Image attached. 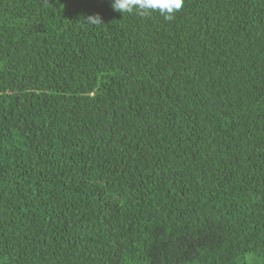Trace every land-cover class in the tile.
<instances>
[{"label":"trees","instance_id":"1","mask_svg":"<svg viewBox=\"0 0 264 264\" xmlns=\"http://www.w3.org/2000/svg\"><path fill=\"white\" fill-rule=\"evenodd\" d=\"M0 264H264V0H0Z\"/></svg>","mask_w":264,"mask_h":264},{"label":"clouds","instance_id":"2","mask_svg":"<svg viewBox=\"0 0 264 264\" xmlns=\"http://www.w3.org/2000/svg\"><path fill=\"white\" fill-rule=\"evenodd\" d=\"M109 3L111 10L121 16L135 14L149 18L155 15L165 22L173 21L184 7V0H109ZM84 21L89 24H101L98 14L90 15ZM249 260L253 261L254 257L250 255Z\"/></svg>","mask_w":264,"mask_h":264}]
</instances>
